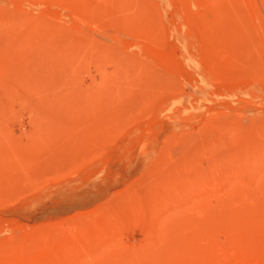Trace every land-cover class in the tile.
Returning a JSON list of instances; mask_svg holds the SVG:
<instances>
[{
	"label": "rangeland",
	"instance_id": "obj_1",
	"mask_svg": "<svg viewBox=\"0 0 264 264\" xmlns=\"http://www.w3.org/2000/svg\"><path fill=\"white\" fill-rule=\"evenodd\" d=\"M0 264H264V0H0Z\"/></svg>",
	"mask_w": 264,
	"mask_h": 264
}]
</instances>
